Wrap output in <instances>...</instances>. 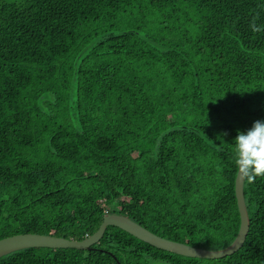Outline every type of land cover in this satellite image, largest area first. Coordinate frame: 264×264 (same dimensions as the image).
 I'll return each instance as SVG.
<instances>
[{"label": "trees", "instance_id": "16d2710c", "mask_svg": "<svg viewBox=\"0 0 264 264\" xmlns=\"http://www.w3.org/2000/svg\"><path fill=\"white\" fill-rule=\"evenodd\" d=\"M264 0H0V239L82 240L106 212L222 249L241 224L232 142L264 120ZM220 258L109 225L90 249L0 264H264V177Z\"/></svg>", "mask_w": 264, "mask_h": 264}, {"label": "water", "instance_id": "95a60500", "mask_svg": "<svg viewBox=\"0 0 264 264\" xmlns=\"http://www.w3.org/2000/svg\"><path fill=\"white\" fill-rule=\"evenodd\" d=\"M245 180L237 173L235 180V192L240 213V229L235 240L222 249H207L190 245L186 242L172 240L146 228L126 215L114 212H106L99 228L82 240L70 239L44 233H18L0 239V257L17 250L31 247H51L90 249L103 237L109 225L117 226L135 237L166 251H171L184 256L200 258H220L238 251L244 244L250 229V219L245 200Z\"/></svg>", "mask_w": 264, "mask_h": 264}, {"label": "clouds", "instance_id": "9594fccd", "mask_svg": "<svg viewBox=\"0 0 264 264\" xmlns=\"http://www.w3.org/2000/svg\"><path fill=\"white\" fill-rule=\"evenodd\" d=\"M253 32H259L255 18L250 23ZM234 163L239 176L253 183L257 177H264V120H256L246 131L237 130V135L231 143Z\"/></svg>", "mask_w": 264, "mask_h": 264}, {"label": "rangeland", "instance_id": "374dc122", "mask_svg": "<svg viewBox=\"0 0 264 264\" xmlns=\"http://www.w3.org/2000/svg\"><path fill=\"white\" fill-rule=\"evenodd\" d=\"M151 264H167V263H162V262H154V263H151Z\"/></svg>", "mask_w": 264, "mask_h": 264}]
</instances>
